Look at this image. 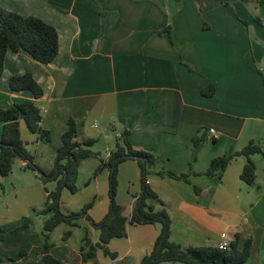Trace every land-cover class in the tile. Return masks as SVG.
<instances>
[{
	"label": "crops",
	"instance_id": "1",
	"mask_svg": "<svg viewBox=\"0 0 264 264\" xmlns=\"http://www.w3.org/2000/svg\"><path fill=\"white\" fill-rule=\"evenodd\" d=\"M223 1L238 14L244 12L246 16L239 14L244 20L217 0H0L2 8L53 25L59 42L58 53L49 63H41L23 50L6 52L0 108L33 98L30 92L12 91L8 85L11 76L30 72L43 88L35 102L41 109L40 125L49 131L50 140L30 132L23 121L20 137L33 162L51 173L61 134L72 116L76 140L93 139L90 149L99 153L80 162L77 183L82 170L94 172L100 160L107 159L114 148L113 136L116 140L128 130L133 145L156 157L148 183L165 202L171 218L170 239L182 246H217L239 232L253 240L250 256L262 264L264 255L259 246L255 248L254 240L257 228L264 237V177L259 173V157L251 156L256 166L251 185L240 179L243 156H236L220 177L204 174L212 158L264 136V0L259 4ZM163 28H169V33H159ZM209 83L214 92L203 95L201 89ZM103 118L107 125L100 127L97 120ZM194 136L201 138L196 146ZM100 137L106 141L103 156L93 148ZM160 170L185 173L189 183L158 176ZM125 172L131 179L121 193ZM93 177L91 180L87 174L80 180L77 192L95 182L85 201L93 196L88 213L98 221L108 209L107 168ZM48 182L56 188V180ZM139 192L137 162L125 160L118 167L116 199L126 217L132 214ZM80 221L85 234L97 241V230L85 218L77 226ZM126 231L125 237L108 243L109 251L117 254L111 259L131 258L140 263L152 250L159 225H127ZM33 247L41 259L40 246ZM19 251L16 262L37 264L28 251L24 255ZM55 255L66 264H98L92 259L82 262L79 249L78 253L60 249ZM0 256L10 254L0 251ZM1 263L8 264L6 260Z\"/></svg>",
	"mask_w": 264,
	"mask_h": 264
},
{
	"label": "trees",
	"instance_id": "2",
	"mask_svg": "<svg viewBox=\"0 0 264 264\" xmlns=\"http://www.w3.org/2000/svg\"><path fill=\"white\" fill-rule=\"evenodd\" d=\"M230 9V5L217 0ZM247 1V0H241ZM260 3L263 0H259ZM202 14V11L199 10ZM255 20L259 21L258 18ZM246 23L245 21H243ZM169 33V28L159 30V33ZM59 49L58 33L50 23L34 15H22L18 12L0 7V75L3 72L5 54L8 50L17 52L23 50L31 57L41 63L51 62L57 55ZM12 91H28L33 98H26L20 102H14L6 108H0V178L7 177L11 170L14 158L18 157L26 161V168L36 170L43 184L49 180H56V188L47 191L44 207L40 213L48 217L43 223L42 243L40 254L42 264H65L61 259L51 253L53 244L50 242L51 232L60 224H67L70 228L63 232L62 238L66 239L72 232V227L78 225L77 221L85 218L88 223L97 230L98 239L93 242L87 234H84L79 246V254L82 262L94 259L97 250H102L105 255L115 258L117 254L109 251L107 245L113 238H121L127 235V225L157 224L160 231L152 250L143 255L140 264H159L161 262H180L183 264H244L251 255L253 240L243 238L239 232H234L226 247L204 245V246H182L170 239L171 218L166 210L165 202L157 195L148 183L151 167L156 163V157L133 145L129 140V131L124 130L116 138L115 146L110 150L107 159L100 160L95 169L96 175L103 167L108 170V209L105 215L98 221L93 220L88 210L93 200L86 203L76 211L64 212L60 208V195L63 188L71 193H76L77 177L80 162L99 153L90 149L93 139L76 140L77 125L75 119L70 116L66 121V129L61 134V144L55 151L53 171L45 172L33 162V156L27 151L20 137V121H23L27 129L32 133H38L40 138L46 142L50 140V133L41 127V109L36 104L35 98L42 96L43 88L35 80L30 72L13 75L8 80ZM214 85L207 84L201 89L203 95H212ZM201 138L194 136L192 143L196 146ZM261 154L263 158L264 171V136L258 140L250 139L242 148L229 154H224L211 159L204 174L207 176L220 177L222 171L236 156L245 157V164L240 173V179L251 185L256 178V166L251 156ZM133 159L137 162L139 170L140 192L135 208L126 217L123 214V206L118 203L116 196L118 191V167L125 160ZM52 173H55L51 177ZM158 176H168L183 179L189 183L187 174H177L172 170H160ZM193 189L198 191L194 186ZM159 205V208H156ZM30 219L23 217L22 227L29 226ZM3 240V229L0 228V241ZM25 251L20 250L19 255ZM14 261V257L0 256L1 262ZM264 264V262H262Z\"/></svg>",
	"mask_w": 264,
	"mask_h": 264
},
{
	"label": "rangeland",
	"instance_id": "3",
	"mask_svg": "<svg viewBox=\"0 0 264 264\" xmlns=\"http://www.w3.org/2000/svg\"><path fill=\"white\" fill-rule=\"evenodd\" d=\"M241 1V0H240ZM246 4H250V2L259 4V0H247ZM235 5V4H233ZM253 6V4H251ZM230 10L235 11L238 14V11L235 10L234 6L230 4ZM258 7V6H256ZM254 8V6H253ZM257 11L253 12L257 15ZM239 14H243L246 16L244 12ZM238 16L240 17L241 15ZM241 18V17H240ZM241 20H244L241 18ZM99 126L104 127L107 125L105 123V119H98ZM112 146H115V137L112 138ZM106 146V141L103 137L97 141L94 145V149L101 152L102 156L105 155L104 147ZM218 145L215 146L217 148ZM257 157L260 159V170L259 173L264 177L263 171V158L261 154H257ZM129 163V162H127ZM135 169V168H134ZM93 171H84L81 172L80 180L85 179L87 174H90V179H94ZM151 176V174H149ZM39 173L36 170H32L29 168H24L22 166V160L18 157L14 158L12 164V170L10 174L5 178H0V228L3 229V240L0 241V251L6 252L10 254V256L16 257L18 256V251L23 249L24 251H28V254L31 256V259L34 261H38L37 264H42V261L39 256H35V251L33 250V245L36 244L40 246L42 243V231H43V223L48 215H44L40 213L41 209L44 206L45 200V191L44 185L47 189H54V184L49 183L48 181L43 184L40 180ZM131 179V175L129 172H125L121 176L120 181V190L121 193L123 189L126 187L127 179ZM78 180L77 184H80L81 181ZM95 182L92 185L85 187L82 186L77 193L72 194L67 189H63L62 195H60V208H70L73 211L79 210L86 203L92 200L93 196L89 201H85L86 195L88 191L94 186ZM130 185V184H129ZM62 192V191H61ZM90 198V197H89ZM84 201L86 203H84ZM23 217H28L30 219V226L27 228L18 227L22 225ZM83 222H79V226L72 227V232L70 236L66 239L62 238L63 232L70 227L66 224L58 225L53 232L50 234V242L54 247V256L55 253H58L60 249H65L71 252H77L81 243V239L85 234V230L83 228ZM15 227L19 229L14 231ZM96 230V229H95ZM256 236L255 240V248L260 247L261 255H264V237L261 238V231L259 228L255 231ZM261 238V239H260ZM260 240V241H259ZM263 240V241H262ZM259 242V243H258ZM262 242V243H261ZM17 255V256H15ZM132 257V256H131ZM4 258V257H3ZM36 258V259H35ZM58 258V257H57ZM5 259V258H4ZM7 261L8 264H19L16 261ZM63 261V260H62ZM93 262H97L98 264H140L135 263L133 259L127 258L126 260H113L110 256L105 255L102 250H97L96 256L92 259ZM64 262V261H63ZM20 264H24L21 262ZM36 264V262H33ZM66 264V263H65ZM159 264H183L180 262H161ZM244 264H257V257L250 256Z\"/></svg>",
	"mask_w": 264,
	"mask_h": 264
},
{
	"label": "built area",
	"instance_id": "4",
	"mask_svg": "<svg viewBox=\"0 0 264 264\" xmlns=\"http://www.w3.org/2000/svg\"><path fill=\"white\" fill-rule=\"evenodd\" d=\"M209 131H210V132H214V129H213V128H210ZM227 245H228V243L225 242V241H222V242H220V243L218 244L219 247H226Z\"/></svg>",
	"mask_w": 264,
	"mask_h": 264
}]
</instances>
